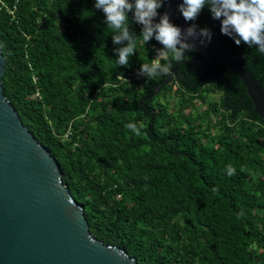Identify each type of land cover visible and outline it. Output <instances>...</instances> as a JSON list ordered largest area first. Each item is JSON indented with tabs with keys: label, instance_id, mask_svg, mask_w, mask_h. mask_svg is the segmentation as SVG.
<instances>
[{
	"label": "trees",
	"instance_id": "1",
	"mask_svg": "<svg viewBox=\"0 0 264 264\" xmlns=\"http://www.w3.org/2000/svg\"><path fill=\"white\" fill-rule=\"evenodd\" d=\"M10 16L0 10L3 93L96 238L137 264H264V121L231 69L192 51L171 61V78H138L161 45L144 44L132 23L136 55L118 66L94 0H18ZM189 23L264 87V55L221 34L207 7Z\"/></svg>",
	"mask_w": 264,
	"mask_h": 264
},
{
	"label": "water",
	"instance_id": "2",
	"mask_svg": "<svg viewBox=\"0 0 264 264\" xmlns=\"http://www.w3.org/2000/svg\"><path fill=\"white\" fill-rule=\"evenodd\" d=\"M170 0L167 12L182 29L191 26ZM197 63L214 62L242 81L253 111L264 121V87L236 52L211 39L196 41ZM0 49V264H137L134 257L96 238L81 206L62 180L55 158L21 121L3 93ZM172 72L167 75L171 78Z\"/></svg>",
	"mask_w": 264,
	"mask_h": 264
},
{
	"label": "clouds",
	"instance_id": "3",
	"mask_svg": "<svg viewBox=\"0 0 264 264\" xmlns=\"http://www.w3.org/2000/svg\"><path fill=\"white\" fill-rule=\"evenodd\" d=\"M166 3L170 0H94V8L103 13L104 23L113 33L112 43L118 46L114 48L118 66L130 67L131 58L136 55L138 37L132 31V23L140 26L139 38L144 44L154 39L161 45L155 49L156 59L140 65L136 72L138 78L155 79L170 74L171 61H183L185 54L196 48L197 40L206 46L212 39L213 34L207 27L199 28L191 23L182 29L171 21L169 13L161 15L159 10ZM206 7L211 18L220 21L221 34L233 39L237 46L243 43L264 55V0H181L178 3V11L186 22L196 21ZM118 79L130 83L124 76ZM125 127L137 136L141 134L136 123ZM227 174L235 175L236 169L229 166Z\"/></svg>",
	"mask_w": 264,
	"mask_h": 264
},
{
	"label": "built area",
	"instance_id": "4",
	"mask_svg": "<svg viewBox=\"0 0 264 264\" xmlns=\"http://www.w3.org/2000/svg\"><path fill=\"white\" fill-rule=\"evenodd\" d=\"M17 2L18 0H11L10 2H7L6 0H0V10H4L9 15H11L10 16L11 20L15 19V11L17 9ZM34 96H39V93L35 92ZM66 134L64 136H66Z\"/></svg>",
	"mask_w": 264,
	"mask_h": 264
}]
</instances>
